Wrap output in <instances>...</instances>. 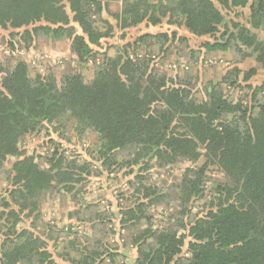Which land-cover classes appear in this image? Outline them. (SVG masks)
Returning a JSON list of instances; mask_svg holds the SVG:
<instances>
[{
  "label": "trees",
  "instance_id": "trees-1",
  "mask_svg": "<svg viewBox=\"0 0 264 264\" xmlns=\"http://www.w3.org/2000/svg\"><path fill=\"white\" fill-rule=\"evenodd\" d=\"M65 2L0 0V33H8L11 54L17 45L27 49L42 38L51 42L66 38L77 63L58 82L51 70L33 72L23 57L8 67L0 62V184L11 186L0 194V264H58L34 230L42 198L54 185L79 183L77 170L86 171L88 166L78 167L76 160L67 163L58 150L46 167L40 166L20 143L45 129L65 127L68 118L79 137L89 132L97 136L90 156L104 169L142 166L144 171L153 165L191 163L181 181L164 194L145 188L150 205L175 203L170 226L154 230L144 203L122 210V229L135 233L137 264H264V95L257 97L264 85L256 88L250 104L234 103L223 90L224 85L239 87L241 75L249 82L256 68L243 71L237 61L219 82L196 91L160 75L147 60L129 58L126 48L96 65L91 75L85 67L92 47H101L116 28L125 33L144 23L159 26L168 18L170 25L185 27L196 38H215L225 22L224 11L246 8L247 26L235 24V31H226L219 41L204 42L202 48L207 54L227 52L234 45L242 59L249 56L242 48L252 49L256 61L264 65V38L255 32L264 34V0L127 1L121 13L110 15L116 26L102 17V4L96 0ZM176 36L147 32L132 47L155 45L164 55ZM192 54L200 55L201 50L191 51L189 59ZM11 158L16 161L7 169ZM210 170L223 180L216 182L193 215L191 206L204 198ZM93 210V204L84 205L83 222H103L104 216ZM30 219L29 228L19 227ZM143 221L147 227L137 231ZM52 230L50 239L55 235ZM74 243L69 241L70 246ZM97 245L84 248L76 264H99L108 246L101 241Z\"/></svg>",
  "mask_w": 264,
  "mask_h": 264
},
{
  "label": "rangeland",
  "instance_id": "rangeland-1",
  "mask_svg": "<svg viewBox=\"0 0 264 264\" xmlns=\"http://www.w3.org/2000/svg\"><path fill=\"white\" fill-rule=\"evenodd\" d=\"M96 1L102 4V17L116 26L115 19L110 15L121 13L125 3L134 0ZM151 1L156 4L161 0ZM249 15L248 8L231 13L224 11L225 22L221 26V32L216 35V39L196 38L185 27L170 25L168 18H165L159 26L147 27L144 23L125 33L116 28L113 37L102 41L101 47H92L94 51L85 65L87 74L91 75L94 67L103 64L106 59L114 58L120 48H126L125 52L129 58L149 61L151 68L160 75L173 80L175 84L178 82L186 83L196 91H203L204 86L209 82H219L227 70L234 66L237 61H240L239 66L243 71L256 68V75L249 82H243L244 76L241 75L239 87L230 88L224 85L223 90L234 103L250 104L256 88L264 85V65L256 61V54L253 53V50L242 48L243 53L249 55L242 59L243 54L238 53L234 45L230 46V50L227 52L213 51L207 54L205 53L206 49L202 48L204 42L219 41L226 31H235V24L247 26ZM70 16L72 17L71 14ZM73 26L76 27V33L80 34L81 29L76 24ZM147 32L153 34L165 32L170 35L175 32L177 36L174 41H170L169 49L164 55L158 53L155 45H147V47L141 43L137 48L132 47L135 41ZM7 34L5 31L0 33V62L7 67L11 66L9 63L12 60L23 57L33 68V72L43 74L51 70L56 75L58 82L64 74L77 67L75 56L70 52L71 41L66 38L57 42L42 38L38 42L37 40L34 41L33 45L27 49L17 45L16 52L11 54L12 50L7 45ZM123 34H125L124 39L121 38ZM182 38H186L185 43L181 42ZM200 50V55L194 56L192 54V59H189L191 51L198 54ZM262 95H264V89L261 95L257 97L261 99ZM73 126L72 119L68 118L65 127H60L57 131L49 128L21 140V150L26 151L28 156H34L35 161L40 166L46 167V161L57 150L58 155H64L67 163L76 160L78 167L84 164L88 166L86 171L77 170V178H80L79 183L54 185L51 192H47L43 196L40 209L41 218L39 222L35 223L37 226V229H34L35 234L47 242V250L58 264H76V261L80 260L81 251L84 248L87 247L88 250H92L98 246L100 241L102 245L108 246V249L104 248L105 253L100 258L99 264H137V249L132 241L135 233L122 229L120 224L122 210L134 208L144 203L146 213L152 217L154 230H161L170 226L171 217L177 208L175 203L166 201L152 206L149 204L151 198L146 199L144 197L145 188H151L159 194H164L168 189H171L173 184L181 181L191 163H179L166 168L153 165L144 171H141L142 166L119 169L120 166L118 165L104 169L100 162L91 159L90 156L91 149L97 143V136L89 132L83 137H79L73 130ZM124 159L120 162L123 163ZM15 161V158H11L6 164L7 169L11 168ZM221 180L223 179L219 172L216 170L208 171L204 187L205 196L199 203L191 206L193 215L201 210L199 204L203 205L209 199L212 187ZM70 186H73V190L68 192ZM9 189L11 186L7 182L3 181L0 184V194ZM86 204L94 205V210L105 217H103V222L96 221V225L95 223L83 222L87 217L84 211ZM147 224L146 221H143L136 230L145 229ZM30 226L31 219L19 225L20 228H29ZM50 229L55 232L51 239L50 236L52 235L48 233ZM1 238L0 235V240H2ZM70 240H75V246L69 245ZM78 249L80 252L77 253Z\"/></svg>",
  "mask_w": 264,
  "mask_h": 264
},
{
  "label": "crops",
  "instance_id": "crops-1",
  "mask_svg": "<svg viewBox=\"0 0 264 264\" xmlns=\"http://www.w3.org/2000/svg\"><path fill=\"white\" fill-rule=\"evenodd\" d=\"M257 34H258V36L260 37V38H264V34L263 33H260V32H258V31H255Z\"/></svg>",
  "mask_w": 264,
  "mask_h": 264
}]
</instances>
